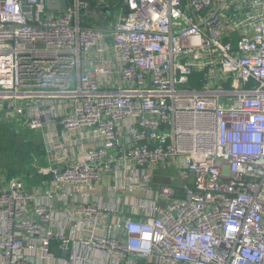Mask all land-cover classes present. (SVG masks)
I'll list each match as a JSON object with an SVG mask.
<instances>
[{"label":"built area","instance_id":"2783aa9c","mask_svg":"<svg viewBox=\"0 0 264 264\" xmlns=\"http://www.w3.org/2000/svg\"><path fill=\"white\" fill-rule=\"evenodd\" d=\"M222 1L0 0V114L48 176L0 168V264H264V0Z\"/></svg>","mask_w":264,"mask_h":264},{"label":"rangeland","instance_id":"374dc122","mask_svg":"<svg viewBox=\"0 0 264 264\" xmlns=\"http://www.w3.org/2000/svg\"><path fill=\"white\" fill-rule=\"evenodd\" d=\"M119 14H120V7L115 6L113 17L109 19V21L111 22L115 21ZM2 115L4 114L3 113L0 114V124H4V126L7 128H0V163H1L0 167L6 168L7 167L6 163H7L12 169L20 172L19 174L24 175L27 172V169L30 163H32V166L33 164L37 165V167H39V165L41 164H40V158L34 157V155L39 156V154L32 151L30 153L31 155V158H30L26 154V151H25L26 148L21 149V144L24 141L23 139L27 138L31 141L33 140L36 145L41 144V139L39 138L38 134H36V132H33L32 135L31 134L26 135L23 133L14 135V133H12V130L9 128V126L5 124V120ZM12 138H13V144L10 142ZM32 157H34V159H32ZM18 161H20L21 163L22 170H21V167L20 168L18 167Z\"/></svg>","mask_w":264,"mask_h":264},{"label":"crops","instance_id":"0c3cea01","mask_svg":"<svg viewBox=\"0 0 264 264\" xmlns=\"http://www.w3.org/2000/svg\"><path fill=\"white\" fill-rule=\"evenodd\" d=\"M94 1V0H92ZM109 2V0H107ZM115 6H118V5H115ZM103 13H107L108 15H110V13L108 11H104L102 9ZM101 16L103 14H100ZM4 117V120H5V124H7V126H9V128L13 129H17L15 126H14V123L11 121H9L5 115H2ZM4 123V122H3ZM0 128H7L4 126V124H0ZM11 129V130H12ZM24 129H28L32 132H36V134H38L39 138L41 139V144H42V149H43V153L41 155H37L34 157H39L40 158V164L41 165H46V145H45V141H44V138L43 136L41 135V133L39 131H36V130H33V129H30V128H27L25 127ZM14 130V129H13ZM19 130V129H17ZM34 157H32V159H34ZM1 164V163H0ZM7 167H0L2 170H4L5 172H2V173H5L7 174L9 177L12 176V175H16V174H19L20 172L18 171H15L14 169H12L7 163H6ZM34 166V167H33ZM32 166V163L29 164L28 166V169H27V172L23 175H22V178H23V183L27 186V188H36L37 186H39L42 182V180L48 176H44L42 174H40L37 170V165H34L33 164ZM18 167L20 168L21 167V163L20 161H18ZM24 167V166H23ZM21 170H22V167H21ZM169 169H166L164 168L163 166H160L159 168H157V171H156V181H162V182H165V181H168V171ZM171 173V172H170ZM27 174V175H26Z\"/></svg>","mask_w":264,"mask_h":264},{"label":"trees","instance_id":"16d2710c","mask_svg":"<svg viewBox=\"0 0 264 264\" xmlns=\"http://www.w3.org/2000/svg\"><path fill=\"white\" fill-rule=\"evenodd\" d=\"M109 2L111 3L112 6H115V5L119 4L120 0H109ZM202 78H203V74L201 72H194V73H192L190 75L188 84L191 85V86H201L203 84ZM13 129H12V133H14V135H18L19 133H23V134H26V135H30V134L32 135V133H33L32 131H30L28 129H19V130L15 129V128H13ZM23 140L24 141L21 144V149L26 148L25 151H26V154H27L28 157L31 158L30 153L32 151H34L35 153H37L39 155H41L43 153V149H42L41 144L36 145L33 140L31 141V140H29L27 138H25ZM10 142L13 144V138L11 139Z\"/></svg>","mask_w":264,"mask_h":264},{"label":"water","instance_id":"95a60500","mask_svg":"<svg viewBox=\"0 0 264 264\" xmlns=\"http://www.w3.org/2000/svg\"><path fill=\"white\" fill-rule=\"evenodd\" d=\"M55 1H57V0H55ZM226 1H227V0H223V1L219 4V6L217 7V9H216L215 12H217V11L220 9V7H221ZM60 2H61L62 7H66V6H67V0H60ZM47 4H48V7H49V8H54V7H56V5L54 4V0H47ZM102 9H103L104 11H108L109 13H111V11H112L111 6H104ZM127 11H128V6H127V4H125V6H124V12L126 13ZM29 16L31 17L30 14H29Z\"/></svg>","mask_w":264,"mask_h":264}]
</instances>
